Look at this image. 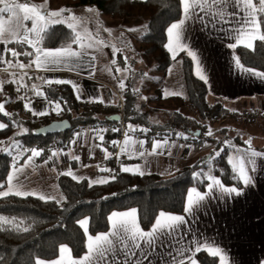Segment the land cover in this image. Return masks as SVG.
Listing matches in <instances>:
<instances>
[{
	"label": "crops",
	"instance_id": "crops-1",
	"mask_svg": "<svg viewBox=\"0 0 264 264\" xmlns=\"http://www.w3.org/2000/svg\"><path fill=\"white\" fill-rule=\"evenodd\" d=\"M6 2L16 4L22 1L6 0ZM23 3H28L30 7L36 6L37 10L49 21L54 19L48 16L49 12L65 9V12L58 19L64 21L61 23L63 25L71 24L72 29L77 35L79 34L80 40L77 38L75 46L68 43L63 46L43 49L55 51L60 48H70L71 51L79 52L81 55L67 57L65 62L60 65H48L47 67L51 71L36 67V64L33 63L36 54L30 60H22L19 55L13 57V51L18 53L13 46L15 43L39 47L37 40H40L42 33L39 37L35 32L27 31L31 28L32 21H26L22 22L24 26L13 35L8 29L15 18L9 13L0 14V18L6 23L5 27H8L3 33L6 36L0 35V89L16 83L18 88H24L30 92L29 95H33L26 104L27 114L34 120L49 119L53 121L59 119L61 105L55 106L56 101L48 96L46 87L70 86L81 106L88 105L97 106L104 110L111 109L112 117L110 120L112 121L107 124L106 128L111 126L115 121V114L119 112L117 109H119L120 98L125 90L133 93L139 99L141 81L136 80L137 82L133 83V87L130 86L129 82L125 85L120 83V72H124L126 68L121 49L114 44L104 42L103 39L97 38L95 35L97 31H106V28H109V22L102 17V13L100 15L98 9L91 6L68 9L50 0H32ZM189 3L191 5L189 17H185L183 12L182 17L173 22L178 23L181 19L185 20V24L179 30V43L186 48L183 51L179 50L174 40L169 36L168 29L172 23L167 29V49L169 51V46L175 49L176 59L173 61H178L182 65V54L188 55V51L196 53L200 62L201 75L207 80V83L205 80L202 81L208 88V102L212 105L221 103L230 113H233V116L222 121L223 125L220 128L221 130L224 129L223 134L227 135L228 133L229 135L230 131V135L233 136L222 137L223 142L226 140L233 141L229 160L232 159V166L233 164L238 165L236 158L243 157L245 168L252 178V182L247 186L242 181L240 187L228 186L219 176L209 173L208 177L212 176L220 180L226 188H237L241 194H222L220 189L215 186L209 191V185L212 184L210 179H208L209 183L205 190L191 187L190 189L195 188L205 199L193 205L191 212L186 210L181 214L164 212L165 214L183 216L184 223L177 229L158 230L150 242L147 239L140 240L138 238L136 241L139 245L138 248H135L133 241L125 236L122 230L116 236L110 235L113 231L110 221V228L106 232L90 235L87 231V235L92 236L93 239L97 235H108L112 241V251L107 252L103 258L94 254L88 264H191L192 260H195L196 264H200L196 256L197 248H200V251H207L209 254L212 250L220 249L226 264H264V145L256 146L254 142H251L249 146L246 143L252 139L264 141V80L245 71L250 67L243 66L241 62V67H237L236 59L238 56L235 49L229 47L230 44L237 43L240 31L245 30V20L246 18L250 19L249 13L252 12V9L247 7L243 0H239V3L238 0H189ZM253 4H255L254 0ZM255 15L260 25L258 12ZM137 18H140L137 21V27L141 30L145 29L148 21L141 17ZM52 25L49 23L47 28ZM42 27L43 23L37 26V31H40ZM27 41L32 43L29 44ZM255 42L256 40L252 42L253 46ZM238 46L245 45L241 43ZM33 49L35 51L34 47ZM169 53L172 57L173 52L169 51ZM113 60L116 62L113 63ZM192 63L194 74L199 78L196 74V63L193 60ZM251 69L255 72H262L258 69ZM48 80H59L60 82L48 84ZM64 81L71 83H64ZM143 82L145 83V81ZM73 85L77 87L74 88ZM39 92L43 95H37ZM95 98L99 104L93 101ZM50 101L51 103H49ZM155 101L157 102V96ZM248 111L257 112L259 115L257 120H253L254 122L246 120V112ZM141 116L140 113L136 122L128 123L126 121L128 126L135 125L126 140L125 150L129 151L134 160L138 161V165L133 168L136 172L152 174L156 170V173L168 177L171 175L169 172L172 169L181 167L179 169L182 170L186 168L189 159H200L202 152L209 153L214 152V150L219 152L220 150L218 143H211L206 137L201 139L204 142L198 144L197 141L195 142L183 134L173 136L165 131L158 133L152 132L150 129L146 130L143 127L144 123H142L145 121L144 116L142 119ZM104 117L106 118V116ZM4 125L8 126L0 118V128H3ZM237 125L241 128H238ZM106 128L105 130H94L93 127L84 129L70 142L73 143L70 154L69 151L68 155L65 154L68 158L63 157L62 153H58L57 159L54 156V159L49 160L43 155L34 157L35 154L28 151L25 159L13 161L7 185L9 182L14 183L13 194L33 195L49 200V197H52L54 193L59 195L62 192L60 178L65 175L63 173H67L69 170H71L70 176H77L83 170L84 175H90L98 180V183L109 180L113 177V171L108 164L110 158L105 159V155L110 154V157L112 156L114 139L113 142L108 141L112 147L107 145ZM187 129L188 134L196 135L193 127L188 126ZM231 131H234L235 134ZM138 132L154 137L167 136L173 140L165 143V141L151 139L143 142L141 146L142 139L139 138ZM205 132L204 130V135ZM98 134L103 135V141L99 140ZM200 134L201 131L197 135ZM185 137L187 138L185 139ZM157 142L162 147L153 152V146ZM186 143L195 145L194 147H183ZM108 148L112 149L111 152ZM83 151L91 154L93 161L85 162L84 166L80 167L78 163L81 161ZM140 152H143L144 155L140 156ZM252 152H257L260 155L252 156ZM76 156L80 158L78 161L73 159ZM135 156L138 158L136 159ZM94 161H96L97 166ZM21 168L22 174L17 173V170ZM253 168L255 171L252 170ZM101 169H108L109 171H101ZM16 176L18 179L15 178ZM85 179L90 181L87 177ZM187 203L188 195L186 206ZM131 209L136 208L113 212L123 213ZM158 218L159 215L156 220ZM137 222L140 225L138 210ZM155 222L149 230H144L140 225L141 231L152 232ZM125 242L128 244L127 249L124 247ZM62 247H67L69 252L63 255L60 253L53 260H40L41 264H53L54 261L72 264V261L82 260L89 254L87 249L84 255L76 258L69 246L64 245ZM216 257L219 258L221 264L220 256Z\"/></svg>",
	"mask_w": 264,
	"mask_h": 264
},
{
	"label": "trees",
	"instance_id": "trees-1",
	"mask_svg": "<svg viewBox=\"0 0 264 264\" xmlns=\"http://www.w3.org/2000/svg\"><path fill=\"white\" fill-rule=\"evenodd\" d=\"M19 1L23 3L32 0ZM50 1L68 9L91 6L114 17L129 14L147 17L148 23L141 36L145 51L155 57L158 62L157 68L160 71H165L171 65L173 59L167 49V29L170 24L182 17L181 0ZM254 2L259 8V0H254ZM258 14L261 34H264V13L258 12ZM41 37L38 46L42 48H54L68 43L75 46L77 41L76 32L63 24L48 27L47 32H43ZM13 46L22 60H30L35 55L33 47L17 43ZM235 51L243 66L264 72V41L256 40L252 48L238 46ZM28 52L34 54L29 56ZM181 57L188 98L165 97L158 94L157 102L171 107H182L189 104L193 111L200 114V118L216 123L233 116V113H230L223 104L212 105L208 102V88L194 74L191 58L186 54H182ZM126 80L132 85L131 78ZM11 85L0 89V101L5 98L6 94H10L9 89L14 88ZM17 89L9 96L13 100V111L5 115L4 110L0 108L2 111L0 118L8 124L5 129L0 130V186H2L0 187V216H3V219L0 218V264H36L40 260H53L59 256V249L64 245L69 246L73 256L79 258L87 251L88 236L79 222L89 219L88 232L90 235L106 232L110 228L109 216L113 211L136 208L141 227L149 230L160 212L183 213L189 189L195 187L205 190L209 183V173L219 176L228 186H241V180L233 172V166L229 162L231 148L225 146V142H219L220 156H215L216 152H210L211 154L202 156L198 161L171 177L164 178L151 173L144 174L134 171H125L120 174L113 172V177L106 182L91 184L86 179L76 180L69 175H62L60 186L65 198L61 204L33 195L3 194L14 163L11 153L5 152L2 148L3 144L5 145L13 138H19L29 145L28 151L42 146L40 148L44 156L52 149L48 146L54 141H60L63 146L69 145L76 129L91 128L100 123H105L106 127L112 121L110 120L111 109L81 106L70 86H48L46 87L48 96L61 105L59 119H68L72 123L70 130L58 134L56 140L52 141L48 136L36 134V129L49 124L51 120H34L30 117L27 114L26 104L33 95L23 94L24 88ZM123 95L128 123L136 122L140 113L141 119L143 116L145 118L146 113L138 112L136 109L137 97L126 90ZM11 102L7 101V103ZM174 113L178 114L177 111ZM101 116H106V118L102 119ZM204 128L205 125L197 120L194 126L195 134L201 131L196 140L198 144L204 142L201 140L204 137ZM22 129H27V132L20 133ZM150 130L158 133L164 132L159 125L151 126ZM106 131L105 135L108 139L106 143L112 147L108 141L113 142L115 133L110 126L106 128ZM207 140L217 143L215 138H207ZM210 165H212L211 171L208 170ZM194 173L201 175L196 177ZM196 256L200 264H220L219 258L207 251H199Z\"/></svg>",
	"mask_w": 264,
	"mask_h": 264
},
{
	"label": "rangeland",
	"instance_id": "rangeland-1",
	"mask_svg": "<svg viewBox=\"0 0 264 264\" xmlns=\"http://www.w3.org/2000/svg\"><path fill=\"white\" fill-rule=\"evenodd\" d=\"M75 8H81V7H75ZM99 13L101 15L102 12L100 11ZM102 17H104V19L109 22L108 23L109 28H106V31L105 30L97 31L95 35L97 38L103 39L104 42L106 41L108 44H114L121 49V52L123 55L122 59H124L126 63V68L124 72L123 71L120 72V77H119L120 83L122 85H125L128 83L126 79L131 78L130 83H132V85L130 86L133 87V83L137 81H141V84H140L141 89L139 88V91L141 90L142 92L140 91L138 94L139 99L137 100L136 109L137 111H144V113H146V117L144 118L145 121L142 122L144 123L143 127H145L146 130L150 129L151 126L153 125H159L162 127V129L165 132H169L173 136L175 134H183L196 142L198 135L188 134L187 127L190 126L194 128L198 120L199 123H201L202 125H205L204 129L206 132H205L204 137L206 138H215L217 143H219V141L223 143L222 141L223 136L233 137L232 135H230V131H229V135L228 133L227 135H223V133L221 132L222 130L220 129L221 126L223 125L222 122L216 123V122L207 120L205 118L204 119L200 118V114L193 111L190 108L189 104H186L182 107H177V106L171 107V106H164L155 101L156 96L158 94H162L165 97L182 96L186 99L188 97H187V91H186L185 80H184V66L178 61H175V62L172 61L168 69H166L165 71H160L157 68L158 62L156 61L155 57L152 54H149L145 51V47L143 43L141 42V37H140L145 31V29L141 30L139 27H137V23H138L137 21L140 19L137 17H141L142 19H146L148 21L147 17L143 15H137V14H129L126 16L114 17V16H110L104 13H102ZM16 23L17 21L15 19L11 25H14ZM5 25L6 23H4L3 21V27L6 30V28L8 27H5ZM2 36H6V35H2ZM132 79L135 81H133ZM143 81H145V83ZM150 81L152 82L150 83ZM11 86L14 87L13 89H9V93L12 95V92L15 91L18 88V86L16 83H14ZM131 89L134 90L135 88H131ZM23 92H24L23 94L25 93L30 94V92H27V90ZM10 94H6L5 98L2 101H0V104H3V107L1 109L4 110L5 113H10L11 111H13L14 105H13V100L11 99V97H9ZM23 96L24 95H22V97ZM120 100L123 103H125L124 95L120 98ZM7 101H10L11 103H7ZM95 103L99 104L97 103L96 98H95ZM174 111H177L178 114H175ZM101 117L102 119L105 118L104 116H101ZM246 120L250 122L255 121V120L254 121L250 120L249 118H247ZM245 123L248 124L247 122ZM134 126H135L134 124H131L129 125V128L133 129ZM238 128H241V127L238 126ZM209 131L212 132V135H208ZM22 132H24L23 129L20 131V133ZM232 133L235 134L234 131ZM58 134H61V133L49 134L47 136L50 137V140L53 141V140H56V137ZM126 140L124 141V145L126 143ZM253 140L254 139H252L251 142H254L256 146L264 145V141L262 140H259V141L258 140L253 141ZM228 142H229L228 144L225 143V146H228L229 148H231L233 141L231 140ZM72 144L73 143H70V145L67 148L65 147L57 148L54 152L56 154L62 153L63 157L68 158L66 155H68V151L70 154V149L72 148ZM194 145L195 144H192V143H186L184 144L183 147H194ZM212 147H215V145H212ZM2 148L4 149L5 152L11 153L13 157V161H20L22 159H25L26 155L29 153L28 152L29 145H27L22 139H19V138L11 139L9 143L7 144V146L4 145ZM108 150L110 151L112 149L108 148ZM83 152L84 153H83V156L81 157V161L78 163L80 167L84 166L85 162L93 161V156L91 157V154L89 153L87 154V152L85 151ZM214 152H218V151L214 150ZM112 153L114 154L113 150H112ZM125 153L129 157L133 158L129 154V151H126ZM206 154H211V153L202 152L201 156H204ZM55 157L57 159L58 155H56ZM135 157L136 159L138 158L137 156ZM196 161H198V158L194 160L189 159L187 164L188 166H190ZM94 163L97 166L96 161H94ZM178 169L177 168L172 169L169 172V174L171 175L168 177L174 176L178 174L179 172H181V169L179 170ZM208 170L210 171L212 170V165H210V168ZM152 174H155L156 176H159V177H164V175H160L161 173H156V170ZM81 175L83 176L78 177ZM86 177L90 179L89 182H91V184H93L94 182L96 184H99L97 182L98 180H95L90 175H84L83 170L79 173V175L75 176V179L77 178L76 180H82V179H85ZM103 182H106V181L103 180L100 183H103ZM13 185L14 183L9 182V184L6 186V188L3 190L2 193L3 194L13 193V189H14ZM49 198H50L49 200H54L61 204L63 203L65 197L62 191L59 195H57V193H54V195ZM0 218L3 219V216H0Z\"/></svg>",
	"mask_w": 264,
	"mask_h": 264
},
{
	"label": "snow or ice",
	"instance_id": "snow-or-ice-1",
	"mask_svg": "<svg viewBox=\"0 0 264 264\" xmlns=\"http://www.w3.org/2000/svg\"><path fill=\"white\" fill-rule=\"evenodd\" d=\"M181 3L183 4V12L185 17H189L190 12L189 9L191 8V5L189 3V0H181ZM239 3V0H238ZM243 3L252 9V12L249 13V18H246L245 20V25L246 28L245 30L240 31V35L237 39V43L230 44L229 47L232 49H235L238 44L244 43L245 47L247 48H252L253 47V41L254 40H260L264 41V34H260V25L258 23L257 17L255 15L256 12L264 13V0H259V8L256 7L255 4H253V0H243ZM0 14L3 13H9L12 17H14L17 21L16 24L11 25L10 28L8 29L13 35L16 34V31L23 27L22 22L26 21H32L31 28L27 29V31L30 32H35L36 35L40 37V34L43 32H47V25L50 24H61L64 23L61 19H58L59 17L62 16V14L65 12V9H60L58 11H51L49 12L48 16L52 17L54 19H51L50 21L48 18H46L40 11L37 10L36 6H29L28 3H16V4H9L6 2V0H0ZM23 14L22 16L20 14ZM74 19V17H73ZM46 21V23H44ZM43 23V27L40 31H37V26L41 25ZM185 24V20L181 19L178 23H173L171 27L168 29V34L169 36L174 40L176 47L179 48V50L183 51L185 50L186 46L181 45L179 43L180 41V29L183 27ZM69 28H72L71 24H68ZM5 29L3 27V20L0 18V35H3ZM78 40H80L79 34L77 35ZM26 39V38H25ZM42 39V37H41ZM40 40H37V43H39ZM27 43L31 44V41H27ZM35 48V54L36 58L33 61V63L36 64L37 68H45L48 71H51L47 66L51 64L55 65H60L62 62H65V59L67 57H78L81 55L79 52L71 51L70 48H60L56 49L55 51L51 50H46L40 47H36L33 45ZM91 47V45H89ZM169 51L173 52L172 59H176V51L173 49L171 46H169ZM34 53L28 52L27 55L31 56ZM19 53L13 51L12 56L16 57L18 56ZM188 55L192 58V60L196 63V74L199 76L201 80H205V83H207L206 78L201 75V68H200V62L197 58V55L193 51H188ZM116 61L113 60V63ZM22 66L25 67V65L21 64ZM236 65L237 67H241L240 61L237 58L236 59ZM245 71L251 73L254 76L259 77L260 79L264 80V72H255L251 68L245 69ZM59 80L52 81L48 80V84L50 83H59ZM64 83H71L70 81H64ZM73 87H77L76 85H73ZM19 90V89H17ZM37 95L42 96L43 93L39 92ZM51 103V101L49 102ZM59 102L55 103L56 105H59ZM3 107V104H0V108ZM2 112V111H0ZM7 115V113H5ZM6 125L3 126L5 128ZM0 128V129H3ZM116 129H114L115 131ZM25 132H27V129H24ZM182 135V134H181ZM208 135H212V132L209 131ZM98 138L100 141L104 140L103 135L98 134ZM187 137H185L186 139ZM114 144L116 143L115 141L113 142ZM167 143V141H165ZM226 144H228V141H225ZM249 146L251 145V141H246ZM143 145V141H141V146ZM162 147L160 143H155L153 146V152L157 148ZM31 152L35 154L34 157H39L42 152L40 150L32 149ZM57 154L55 152L52 153V155L48 158L51 160L54 156ZM140 156H143L144 153L140 152ZM260 155L257 152H252V156H258ZM215 156H220V152H216ZM110 158V154L105 155V159ZM131 158V157H130ZM75 160H79V156L73 157ZM236 160L238 161L237 164H233V172L239 176V179L243 182L244 185H249L252 182V178L249 176L248 171L245 168L244 165V158L243 157H237ZM230 163H232V159L230 158ZM47 163V161H45ZM255 171V169H252ZM101 171H109L108 169H101ZM17 173L22 174V168L17 170ZM65 175H71V170L67 173H63ZM201 174L200 173H194V176L199 177ZM15 178L18 179L16 176ZM72 178H75L73 175ZM208 179L212 180V184L209 185V191H211L212 187H218L221 191V193H228V194H235V195H240L241 191H239L235 187H229L226 188L220 180L215 179L212 176H209ZM93 184H96L95 182ZM2 187V186H0ZM188 203L187 206L185 207V210L187 212H191L192 206L195 204H198L200 201H203L205 197L201 195L195 188H192L188 192ZM195 197V198H194ZM109 221L111 222V226L113 231L110 233L112 236L118 235L120 230L123 231L125 236H127L131 241H133L135 248H138L139 245L136 243L137 239L139 238L140 240H145L147 239L149 242L151 241V238L156 234L158 230L162 229H177L181 224L184 223V217L181 215H170V214H165L164 212H161L159 214V218L155 222V226L152 229V232H144L141 231L140 225L137 222V209H131L130 211H126L123 213H118V212H113L111 216L109 217ZM81 228L84 229L85 234H87V226L89 224L88 219H83L80 222ZM27 230V229H25ZM112 241L109 239L108 235H97L95 239H93L92 236H87V249H88V255L83 257L82 260L79 261H72V264H88L90 260H92L93 255H99L101 258L105 256L107 252L112 251ZM125 249L128 248L127 242L124 243ZM61 255L68 253L69 249L67 247H61L59 249ZM197 252L200 251V248L196 249ZM212 256H220L221 264H226L225 257L222 255V252L220 249H215L211 251ZM36 264H41L40 261H37ZM53 264H63L62 261H54ZM191 264H196L195 260L191 261Z\"/></svg>",
	"mask_w": 264,
	"mask_h": 264
},
{
	"label": "built area",
	"instance_id": "built-area-1",
	"mask_svg": "<svg viewBox=\"0 0 264 264\" xmlns=\"http://www.w3.org/2000/svg\"><path fill=\"white\" fill-rule=\"evenodd\" d=\"M95 101V100H93ZM119 112H117V114L115 115V121H113L114 123L110 126L112 131L115 133V138L114 141L116 142L114 144V154H112V156L110 157L108 164L110 165L112 171L114 173L120 174L122 172L125 171H130L133 172V168L135 166L138 165V161L134 160L133 158H130L125 152V145H124V141L126 140V138L128 137L129 134H131V129L129 128V126L127 125L126 122V117H125V109H124V103L121 101L120 105H119ZM246 116L247 118H249L250 120H256L258 118V113L255 111H248L246 112ZM116 117H118L116 119ZM105 126L100 123L97 125L93 126L94 130H105ZM114 129H116L114 131ZM84 129H76L75 133H74V137L71 139V141H73V139L81 132H83ZM139 138L142 139L143 142H147L151 139H156V140H160L162 142L167 141L170 142L171 140H173L171 137H154L151 136L150 134H146L143 132H138ZM70 145V143H69ZM69 145L67 146H63L60 141H54L52 142L48 147H51L52 149L44 155V158L48 159L51 155H52V151L56 150L57 148H67ZM42 146H38L36 148V150H40L42 151V149L40 148ZM53 151V152H54ZM42 156V154H41ZM136 172V171H134Z\"/></svg>",
	"mask_w": 264,
	"mask_h": 264
},
{
	"label": "water",
	"instance_id": "water-1",
	"mask_svg": "<svg viewBox=\"0 0 264 264\" xmlns=\"http://www.w3.org/2000/svg\"><path fill=\"white\" fill-rule=\"evenodd\" d=\"M118 117H116L117 119ZM72 128V123L68 119L53 120L49 124L36 129V134L47 136L49 134L62 133ZM200 132V131H199Z\"/></svg>",
	"mask_w": 264,
	"mask_h": 264
}]
</instances>
